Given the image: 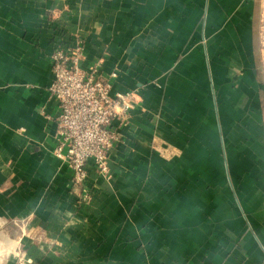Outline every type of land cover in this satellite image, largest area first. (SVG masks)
<instances>
[{"label": "crops", "instance_id": "0c3cea01", "mask_svg": "<svg viewBox=\"0 0 264 264\" xmlns=\"http://www.w3.org/2000/svg\"><path fill=\"white\" fill-rule=\"evenodd\" d=\"M261 0H0V264H264ZM113 91L109 173L52 151L49 56ZM83 60V62H84ZM84 198V197H83Z\"/></svg>", "mask_w": 264, "mask_h": 264}, {"label": "built area", "instance_id": "2783aa9c", "mask_svg": "<svg viewBox=\"0 0 264 264\" xmlns=\"http://www.w3.org/2000/svg\"><path fill=\"white\" fill-rule=\"evenodd\" d=\"M260 51L264 64V0L259 16ZM57 44L49 56L50 82L48 93L58 105L54 120L58 142L53 155L67 163L73 183L86 199V181L90 170L107 175L108 152L118 140L112 127L114 119L125 116L135 105L134 91H113V72L110 79L100 76V60L85 62V51L79 40ZM84 60V62H83ZM84 197V198H83Z\"/></svg>", "mask_w": 264, "mask_h": 264}]
</instances>
